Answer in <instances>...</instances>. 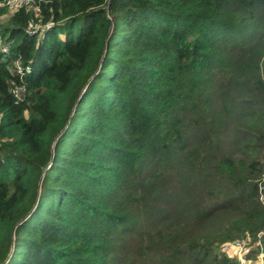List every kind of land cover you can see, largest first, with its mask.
Masks as SVG:
<instances>
[{"label": "trees", "instance_id": "obj_1", "mask_svg": "<svg viewBox=\"0 0 264 264\" xmlns=\"http://www.w3.org/2000/svg\"><path fill=\"white\" fill-rule=\"evenodd\" d=\"M0 14V264L264 253V0Z\"/></svg>", "mask_w": 264, "mask_h": 264}, {"label": "built area", "instance_id": "obj_2", "mask_svg": "<svg viewBox=\"0 0 264 264\" xmlns=\"http://www.w3.org/2000/svg\"><path fill=\"white\" fill-rule=\"evenodd\" d=\"M36 3V0H0V6H6L12 13L18 11L21 8L30 9ZM49 26V25H48ZM31 32H36V29L30 27ZM3 51L8 53L10 45H4ZM17 70L19 73L23 72L21 66L17 64ZM25 90L22 88L14 89L13 92L16 96H20ZM261 244L258 241L257 245ZM224 250L234 258L238 264H254V260L257 258L259 264H264V253L260 252L257 257H253V246L250 241L245 238H236L227 242L223 246Z\"/></svg>", "mask_w": 264, "mask_h": 264}, {"label": "rangeland", "instance_id": "obj_3", "mask_svg": "<svg viewBox=\"0 0 264 264\" xmlns=\"http://www.w3.org/2000/svg\"><path fill=\"white\" fill-rule=\"evenodd\" d=\"M32 9H33V6H32ZM11 12V11H10ZM6 19H7V16L4 14H0V24H4L5 22H6ZM246 238V240H248V241H250V243H251V238H250V236L248 235V234H246V236H245ZM252 246H254L253 244H251ZM254 264H259V261L257 260V258L254 260Z\"/></svg>", "mask_w": 264, "mask_h": 264}]
</instances>
